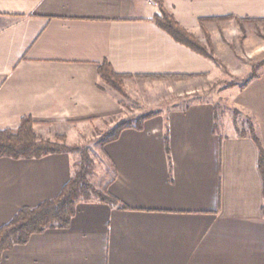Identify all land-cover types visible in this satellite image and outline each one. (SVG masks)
Wrapping results in <instances>:
<instances>
[{
  "label": "crops",
  "instance_id": "crops-1",
  "mask_svg": "<svg viewBox=\"0 0 264 264\" xmlns=\"http://www.w3.org/2000/svg\"><path fill=\"white\" fill-rule=\"evenodd\" d=\"M161 1L202 42L200 19H264V0ZM157 15L156 0H0V131L31 117L43 139L84 142L89 127L121 109L99 75L104 62L132 76L214 73L213 61L155 24ZM204 26L217 52L216 33L230 24ZM136 82L125 80V88ZM233 96L264 149V73ZM151 113L158 116L142 131L124 130L103 148L112 166L106 189L119 204L80 201L69 228L32 236L0 264H264L256 143L220 123L213 103ZM73 175L72 154L0 158V229L21 209L59 197Z\"/></svg>",
  "mask_w": 264,
  "mask_h": 264
},
{
  "label": "trees",
  "instance_id": "trees-1",
  "mask_svg": "<svg viewBox=\"0 0 264 264\" xmlns=\"http://www.w3.org/2000/svg\"><path fill=\"white\" fill-rule=\"evenodd\" d=\"M160 7V15L154 18L155 24L166 32L176 43L189 48L194 53L217 62L212 52V43L208 31L204 24L207 22H220L234 20L243 30L246 22L264 23V19H241L237 17L200 19V25L207 37V46L182 27L175 17L165 8L161 0H156ZM208 47V48H207ZM210 49V51L208 50ZM99 75L102 81L121 94L126 96L125 80L138 79L148 81H169L183 80L195 76L182 75H124L114 71L112 65L104 62L99 66ZM255 76H250L241 89L245 88ZM188 108V107H186ZM158 116L157 113L145 114L134 121L128 120L119 123L111 131L106 133L100 143L102 147L118 140L120 134L127 129H136L142 131L144 123ZM34 121L31 117L23 118L20 127L16 131H0V158H11L14 160H32L41 159L54 154H70L81 151L79 148H70L65 146L66 137H59L55 142L39 137L34 131ZM250 136L256 143L259 150V170L263 180L264 190V149L257 137L254 126L250 122L249 133H242L241 136ZM166 151L169 155V140L166 134ZM82 162L76 173H74L70 182L63 189L62 193L54 200L47 201L35 209H21L13 220L2 229H0V261L4 252L11 250L16 245H26L32 236L42 234L48 229H66L69 228L76 214V206L80 201H90L91 195H95L100 202L118 205L119 202L111 197L107 189L101 191L95 189L88 181L89 157L86 151H81ZM124 209V207H121ZM264 213V207H263Z\"/></svg>",
  "mask_w": 264,
  "mask_h": 264
},
{
  "label": "rangeland",
  "instance_id": "rangeland-1",
  "mask_svg": "<svg viewBox=\"0 0 264 264\" xmlns=\"http://www.w3.org/2000/svg\"><path fill=\"white\" fill-rule=\"evenodd\" d=\"M220 22L229 23L230 27H227L225 32L221 30L216 33L223 41L222 47L217 52L216 49L212 48V52L208 49L217 61H213L217 68L214 73L202 75L201 78L195 76L183 80L136 79L133 87L125 88V97L118 93L121 107L118 115L111 117L107 122H101L97 127H89L83 133L84 142L78 139L79 144L70 146L64 142L67 147L87 152L90 160L87 178L95 189L105 190L112 176V166L103 154L104 147L100 141L121 122L134 121L155 111L165 113L175 108L184 109L194 102H209L216 106L220 123L234 126L240 135L249 133L251 119L235 110L233 92L241 89L250 76L256 78L264 73V23L246 22L242 30L237 23ZM204 35L205 40L201 43L206 47L205 32ZM209 36L212 43L210 33ZM81 151L70 153L73 156L74 173L78 171L82 162ZM95 199L97 197L91 195V200Z\"/></svg>",
  "mask_w": 264,
  "mask_h": 264
}]
</instances>
